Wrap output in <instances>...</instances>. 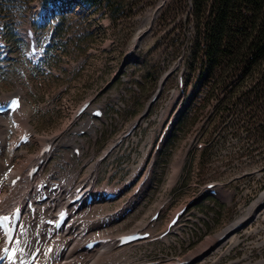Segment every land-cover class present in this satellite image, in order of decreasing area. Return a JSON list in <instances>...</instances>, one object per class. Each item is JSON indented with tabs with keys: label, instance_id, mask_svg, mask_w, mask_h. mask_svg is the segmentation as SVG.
Here are the masks:
<instances>
[{
	"label": "rangeland",
	"instance_id": "1",
	"mask_svg": "<svg viewBox=\"0 0 264 264\" xmlns=\"http://www.w3.org/2000/svg\"><path fill=\"white\" fill-rule=\"evenodd\" d=\"M180 2L158 0L144 16L122 13L120 20H113L104 9L93 8L81 0L59 3L0 0V41L7 44L6 48L0 47V100L7 101L20 93L24 100L16 118L2 115L11 122L5 147L8 157L14 150L13 139L17 143L27 133L32 135L29 145L12 151L17 165L36 154L47 137L59 136L58 141L65 142L66 146L44 165L46 179L62 180L70 168L80 181L88 168L95 165L100 171L97 194L121 189L122 196L118 200L109 204L99 202L98 217H107L115 211L124 213L144 195L140 204L116 223V234L150 223V218L166 202L159 220L151 222L155 224L151 226L152 231L149 230L161 234L173 213L196 195V184L231 181L230 188L236 189V196L223 203L197 195L178 235L124 247V254L135 263L190 258L204 250L208 243H214L239 217L248 215L264 193V150L248 149L253 140L244 135L217 131L214 118L209 117L205 126L202 124L213 114L216 102L211 101L203 108L204 96L197 82L198 75L191 74L188 67L189 43L182 25L187 5L181 7ZM27 24L37 29L45 55L42 61L25 57L22 29ZM140 34H143L142 39L136 40ZM178 72H183L186 80V93L182 98L176 92ZM166 73L170 75L158 99L135 134L96 165L95 161L103 152L147 109ZM190 75L193 80L189 85ZM60 89L66 91L62 93ZM88 99L93 100L92 110L101 106L106 116L102 120H94L88 113L82 116L81 128H85V121H93L96 135L86 127L89 130L80 136L72 127V115ZM197 108L201 111L196 112ZM171 117L174 126L161 151L155 154L152 147ZM198 130L204 132L207 151L185 157L184 146ZM73 136L79 138L72 140ZM71 142L81 146L80 158H75L72 147H67ZM54 167L59 169L57 173L53 172ZM244 172H254V175L233 183L234 177ZM145 175H149V180L143 186L149 183L150 187L134 197V189ZM9 186L10 183L6 187ZM258 218L257 235L256 231L247 230L237 236L236 242L226 238L214 243L216 247L212 251L197 257L192 264H235L234 261L244 255L249 259H242L244 262L238 264H264V209Z\"/></svg>",
	"mask_w": 264,
	"mask_h": 264
},
{
	"label": "trees",
	"instance_id": "2",
	"mask_svg": "<svg viewBox=\"0 0 264 264\" xmlns=\"http://www.w3.org/2000/svg\"><path fill=\"white\" fill-rule=\"evenodd\" d=\"M81 1L120 20L122 13L144 16L158 0ZM178 1L187 5L182 25L188 67L198 75L203 108L216 102L210 116L214 128L250 138L252 151L264 150V0ZM188 79L190 85L193 75Z\"/></svg>",
	"mask_w": 264,
	"mask_h": 264
},
{
	"label": "bare ground",
	"instance_id": "3",
	"mask_svg": "<svg viewBox=\"0 0 264 264\" xmlns=\"http://www.w3.org/2000/svg\"><path fill=\"white\" fill-rule=\"evenodd\" d=\"M10 125H11V122L8 119L0 116V134L4 137V139L7 137V134H8L7 129L8 127H10ZM83 125L85 128L86 127L90 128L92 130L91 132L93 133V135H96V130L94 128L93 121L87 120L83 123ZM3 126H6L7 128H3ZM22 127L24 129V126ZM25 133H27V131ZM56 137H59V136H56ZM76 138H77L76 136H73L72 140H75ZM47 141L48 139L43 142L46 143ZM44 143H42L41 145H43ZM2 146L4 147L5 143ZM12 151L9 157L7 153L5 152L2 155H0V199L2 200V202L0 203V208L9 209V210H12L13 207L16 205V203L22 202L26 196H32L34 191L31 190L32 182L21 181L15 187H11V185L9 187H6L5 186L6 180L9 181L8 183H10L12 179H14L17 175H24L25 172L28 171L29 167L34 165V163H36L38 160V158L37 160L35 159V154L31 156L28 155L29 157H27L25 161L23 162L21 161L20 165H17L18 163H15V154H14L15 152H12ZM24 153L27 154L28 152L24 151ZM45 170H46V166H44V168L42 169L40 173L35 175L34 180H36V182L37 181L40 182L41 180H44V181L49 180V178L46 179ZM68 170H69L68 172L69 174H63L62 176L61 181L63 182L62 184L64 185H62L60 190H58L57 193L54 196H52L50 201L44 202L43 204L39 205V209L40 210L45 209L46 214L48 215L56 213L58 212L60 208L66 206L69 203V201L75 197V190L78 187L84 185L83 190L87 188H91L94 190L97 187V184L99 181V173H100L99 166L98 167L95 165L90 166L88 168L87 173L85 174L86 176L84 177L83 180H80V181L76 180L78 175L74 170L70 168ZM57 171H59V169L57 167H54L53 172L57 173ZM8 175L10 178L6 179ZM149 187H150L149 183L143 186L138 196H140L142 192L145 193V191H147ZM110 192H119V190H114ZM110 192H107V193H110ZM94 195H97V191L96 193H94ZM133 195L134 197H138L135 195V193ZM99 208H100V204L94 203L91 206L84 205L78 210L73 209L72 215H71L72 221L69 224V226L64 228L61 232L55 233V234L44 232V234L40 238H36L35 231L41 229L39 219L45 218V216L40 217V215H37L36 218L34 219L33 217H29L28 218L29 229H28L27 235H25L24 237L23 247L26 250L27 249L33 250L34 248L44 247L52 243L59 245V249H58L56 257L45 258L48 264H76V263H80V264H136L134 261L130 259L129 256H126L124 254V251L126 248L124 247L117 248V246L113 242H108L107 244L102 245L101 247H98L95 250H92L90 252L80 249L84 244H86L87 242L91 240L116 237V236L120 237L124 234H129V233H133L136 231L149 232V230H151V226L155 224V223L152 224L151 222L146 223V224H138L131 231L128 230V232L126 233H120V232L118 233L117 232L118 230H116L117 232L116 234L114 230L115 229L114 227L117 223L116 217L121 218L123 216V213L117 214L115 216L112 214H109L107 217L99 218L97 215L98 214L97 212L100 210ZM106 221H108V224L106 223ZM236 222H234L232 225H234ZM231 226H229L228 228H230ZM222 233L223 232H221L218 235V237L222 235ZM232 240L236 242L237 237L232 238ZM214 243L212 244L208 243L204 247L205 248L204 250L197 252L195 255L191 257L189 256L190 258L188 259H192V261H195L197 257H201L204 254L212 251L216 244ZM3 244L4 243H3V240L0 234V250L3 247ZM59 251H60V254H59ZM183 260H186V259H183ZM174 264H178V263L174 262Z\"/></svg>",
	"mask_w": 264,
	"mask_h": 264
},
{
	"label": "snow or ice",
	"instance_id": "4",
	"mask_svg": "<svg viewBox=\"0 0 264 264\" xmlns=\"http://www.w3.org/2000/svg\"><path fill=\"white\" fill-rule=\"evenodd\" d=\"M10 102L12 106H16L18 104V101L16 99H12Z\"/></svg>",
	"mask_w": 264,
	"mask_h": 264
},
{
	"label": "built area",
	"instance_id": "5",
	"mask_svg": "<svg viewBox=\"0 0 264 264\" xmlns=\"http://www.w3.org/2000/svg\"><path fill=\"white\" fill-rule=\"evenodd\" d=\"M260 175H262V173H261ZM262 176H263V175H262Z\"/></svg>",
	"mask_w": 264,
	"mask_h": 264
}]
</instances>
